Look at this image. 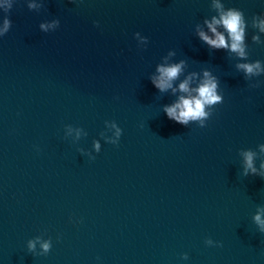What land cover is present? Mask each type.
<instances>
[{
  "label": "water",
  "instance_id": "obj_1",
  "mask_svg": "<svg viewBox=\"0 0 264 264\" xmlns=\"http://www.w3.org/2000/svg\"><path fill=\"white\" fill-rule=\"evenodd\" d=\"M230 10L243 57L222 24L228 48L199 35ZM5 20L0 264H264V0H0ZM174 64L177 91L161 92L152 78ZM205 72L220 101L170 120Z\"/></svg>",
  "mask_w": 264,
  "mask_h": 264
},
{
  "label": "clouds",
  "instance_id": "obj_2",
  "mask_svg": "<svg viewBox=\"0 0 264 264\" xmlns=\"http://www.w3.org/2000/svg\"><path fill=\"white\" fill-rule=\"evenodd\" d=\"M217 7H220L217 5ZM222 24L226 29L230 39L231 51L236 52L239 56L243 57L245 55L244 48L242 46L244 39V28L242 24L241 13L236 11H228L226 13H221L219 20L213 18L212 22L208 24V28L215 35V39L210 38L205 33L200 32L199 35L202 40H204L208 45L213 48H228L229 44L225 40V36L220 32L216 31L215 25ZM261 31H264V21L260 22ZM42 28H45V25H41ZM9 31V21L5 20V26L3 32H0V36H3ZM254 40L258 37H253ZM239 68L243 69L248 74L258 73L260 65L257 62L256 64H240ZM157 71L159 72L158 77L152 78L153 85L158 88L161 92L172 89L173 92L177 89L173 88L172 81L178 77V74L181 72V64H174L168 67L160 66ZM205 79L200 83L199 87L194 88L191 92H195L196 95H192L189 89V80L185 79L182 83L179 84V91L183 93H189L187 97L180 96L179 100L172 104L171 106H166L164 112L170 120H173L181 125H187L188 122L200 120L205 117L207 113L205 112L206 105H213L220 101L221 97L217 95V81L215 78L211 77L208 72L204 73ZM261 151H264V145H261ZM245 157V174L247 170H251L252 173H256V168L253 166V153L246 152L244 153ZM261 167L264 168V164H261ZM264 207L258 208L253 220L258 226V230L261 234H264ZM208 244H212V240L207 241ZM222 246V245H217ZM28 250L31 252L35 249V241H28ZM45 252L49 249V244L44 243L42 245Z\"/></svg>",
  "mask_w": 264,
  "mask_h": 264
}]
</instances>
